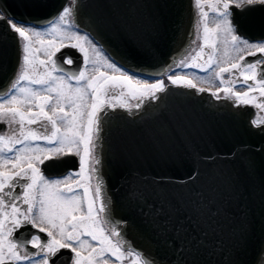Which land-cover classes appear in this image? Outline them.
Returning <instances> with one entry per match:
<instances>
[{"label":"water","instance_id":"obj_1","mask_svg":"<svg viewBox=\"0 0 264 264\" xmlns=\"http://www.w3.org/2000/svg\"><path fill=\"white\" fill-rule=\"evenodd\" d=\"M66 2L0 0L3 83L19 61L6 17L45 23ZM72 18L142 75L173 66L194 35L193 0H77ZM157 97L102 114L106 222L152 264H264V125H253L249 107L207 91L167 85Z\"/></svg>","mask_w":264,"mask_h":264},{"label":"snow or ice","instance_id":"obj_2","mask_svg":"<svg viewBox=\"0 0 264 264\" xmlns=\"http://www.w3.org/2000/svg\"><path fill=\"white\" fill-rule=\"evenodd\" d=\"M203 0H195L196 7L199 9L200 21L203 23L207 20L208 12L204 11L202 6ZM77 0H71L70 6H65L56 18L60 23L68 24L69 17H74L75 7ZM264 5V0H214V3H209L208 7L212 12L215 13L213 23H215V29H209L207 23H204L205 40L207 41L208 33L212 31H224L231 35L234 44H243L246 49H255V51L247 52V55L257 56V53L264 54V43L261 44H250L249 41L241 39L238 35H235L236 27L232 23V13L234 9L245 10L248 7L254 5ZM4 17H0L3 19ZM8 24L11 28L19 34L20 37L24 38L25 41L30 39L29 32L31 29L23 26H18L13 23L11 19H8ZM52 29L57 30V24L52 23ZM32 35H39L32 31ZM69 38H75L77 40H83L92 46L93 51H96L95 46L88 39L87 36L80 37L75 33ZM195 43V41H194ZM58 50V49H57ZM25 53L29 52L28 44L24 45ZM81 51L85 54V65L88 63V50L81 46ZM52 55H49V61L53 62V71L63 72L62 68H59L52 61ZM97 55L99 52L97 51ZM201 55L200 52L196 53V56L192 57L195 60ZM186 59V58H185ZM240 61L245 60V56L239 57ZM33 64V61L29 59V55H24L21 69L17 75V78L12 82L10 88L6 93H0V122H7L10 125L19 123L20 132L19 135L23 139H17L15 134L12 136L0 134V168H4L11 165L12 169H19L18 171H3L0 170V209L10 207L11 212L3 211L2 218H0V264H6L8 262H14L25 260L30 261L31 264H37L35 259L27 252V245L31 244L33 248L39 249L40 258L43 260V264H50V261L57 255L61 249H71L76 254L77 259L75 264H83V261H87L88 264H95L98 257L103 258L104 253L108 252L111 255L116 256L120 259L123 256L121 246L113 245L111 240L104 236L100 239V243L106 244V248H101L99 251L89 244L86 239L82 237L90 236L92 240H98L95 229L86 230L83 233L79 232V228H89L88 222L91 225L97 223V217L94 213L93 200H88L87 203V214L86 215H75L74 213L81 211L80 200L75 195L65 196L56 186L63 183L64 181L54 180L49 181L46 179L37 164H43L45 160L54 158L63 154L65 146L69 147L71 152L72 148L76 149V154L80 157V175L82 179L85 173H87V179L90 181L95 178L97 185L94 193V198L100 200L102 196V180L99 177L98 165L99 159L96 154L98 147V133L100 131V121L102 114L106 112L107 108L115 109L118 105L107 102L101 98V93L105 90V85L110 81L113 86H119L121 82L125 86L129 87L133 93H139L140 98L136 103L135 107L138 109L144 103L145 100H156L158 92H164L167 85L160 80H157L154 84L140 85L137 81L135 85L132 84L131 78L128 76L121 77H107L103 84L97 82L96 77L87 78L85 71L81 70L78 73H71V78L74 79L79 85L75 87V99L73 98V85L69 82L65 84L63 80H59L58 77L52 75L51 72L47 73V78L34 79L29 74V68ZM40 64H45V61L41 60ZM213 60L210 56L208 63L205 66L198 64H188L182 59L177 67H199L202 72L214 71ZM115 67V65H109ZM241 65L239 63H233L230 67H222L218 72H215L216 79L220 80L221 84L225 83L223 73H229V80L231 84L242 83L249 88L248 92L240 93L233 90V87L223 88L224 99L233 100L235 106L249 104L251 101L246 97H249L250 92L253 90V86L249 84V81H254L259 94L264 97V56L258 57L254 62L247 63L244 65V70L240 73L242 81L239 79H232L234 70H239ZM259 69V71H257ZM250 73V74H249ZM67 75V74H65ZM103 76V74H101ZM195 75V74H193ZM59 82L57 83V81ZM168 80L173 85L185 86L190 89H196L197 92H204L207 89L197 88L196 83L192 79H188L187 76L182 75H170ZM27 81L29 85H38L40 87L33 88L30 86H20L22 82ZM55 85V86H53ZM88 89H91V111L87 112V125L83 126V133L79 131L78 120L82 118L83 112L81 111L82 105L77 104L76 100L83 101L85 96L88 95ZM41 92H48L49 95H41ZM221 89L217 88L211 95L216 99H220ZM55 93V96L52 95ZM234 98V99H233ZM68 103L69 107L73 108L71 119L69 120V113L65 111L64 104ZM9 105H15L9 107ZM33 106L39 111H33ZM257 107L264 108V104H258ZM27 107V112L24 108ZM50 108L51 114L45 109ZM119 107L128 108L129 105L120 104ZM41 120H46L51 124V134L38 136L35 131H30L25 134L24 128L26 123L28 125H35ZM58 121L63 124L67 123L69 127L66 132H71L72 135H58L60 132L57 126ZM254 126H260L264 124V121L254 120L252 121ZM93 133L97 135L94 136ZM43 139L48 144L57 145L53 148L43 149L38 145L36 147H19L16 145H26L29 140L36 141ZM83 146V152H80V147ZM44 151L50 152L52 155L44 156L43 159L39 155H33L32 153H41ZM8 153H14V155H7ZM26 162L25 167H21V163ZM89 162L92 167L89 168ZM29 173H31L29 175ZM72 175V174H70ZM67 179V178H66ZM23 183V194H17L13 191L14 188L20 187V182ZM78 188H83L84 197L87 199L90 191V186L84 183H78ZM39 191V199L34 194L35 191ZM69 193L73 192V188L68 187ZM18 202H22L27 205L26 209H21L18 206ZM108 202L103 200L98 210L99 213H104L105 216L108 214ZM68 217H71L68 219ZM12 224V228L5 234L3 229L5 228V222L9 221ZM31 224L33 227H37L39 232L47 233L50 238L46 243L42 242L39 235H33L31 241H18L15 243H7L9 237L12 236V232L20 227ZM113 236H120V233L115 230V226L112 230ZM57 236L60 238L58 239ZM85 248V246L91 247V252L88 256L84 257L78 250ZM7 249V251H5ZM24 249V254L21 255L20 250ZM128 256L133 258L135 264H152L151 261L144 258L143 254L134 252L132 249H128ZM35 255V254H33Z\"/></svg>","mask_w":264,"mask_h":264},{"label":"flooded vegetation","instance_id":"obj_3","mask_svg":"<svg viewBox=\"0 0 264 264\" xmlns=\"http://www.w3.org/2000/svg\"><path fill=\"white\" fill-rule=\"evenodd\" d=\"M71 0H68L65 6H70ZM209 3H214V0H203L202 6L205 12H208L207 20L203 23L200 21L199 9L196 7L195 0H193V6L195 10V32L194 37L191 41V45L182 58L178 59V61L171 67L170 70L166 71L162 75H142L133 73L117 62H115L112 57L105 51V49L84 29L78 27L72 20V17H69V23L63 24L60 23L56 18L59 16V13L56 15L54 19L46 23L34 24L29 22H21L17 21L13 18L7 17L11 19L13 23H16L18 26H23L25 28L31 29L29 32L30 39L25 41L24 38L20 37L18 33L16 36L19 41V61L14 73L13 78L9 82H2L1 79V65H0V93H6L10 88L12 82L17 78V75L21 69V65L23 63L24 55H29V59L33 61V64L29 68V74L34 79L47 78V73L51 72L53 76L58 77L59 80H63L65 84L71 83L73 85V98L75 99V87H78L76 81L71 78V73H78L81 70L85 71L87 78L96 77L97 82L103 84L107 77H121L128 76L131 78L132 84L135 85L137 81L140 82V85L144 84H154L157 80L163 81L166 85H172L168 80L170 75H182L187 76L188 79H192L194 83H196L197 88H205L208 92H215L217 88L221 89L219 93L221 98L224 97L223 88L233 87L231 81L229 80V73H223V78L225 80L224 84L220 83V80L216 79L215 72H218L222 67H230L233 63H239L241 68L239 70H234V74L232 79H239L242 81V76L240 73L244 70V65L247 63L254 62L258 57L264 56V54L257 53V56L247 55L249 51H255V49H246L243 44L236 43L234 44L231 38V35L224 31H212L208 33L207 41L205 40L204 33V23H207L209 29H215L216 25L213 23V19L215 17V13L210 10L208 7ZM3 16L2 10L0 8V17ZM144 16V15H143ZM232 23L236 27L235 35H238L241 39L249 41L250 44H261L264 43V5H254L246 8L245 10L234 9L232 13ZM55 22L57 24V30L52 29V23ZM11 27V26H10ZM32 31L39 33V35H32ZM75 33L80 37L87 36L88 39L92 42V45L95 46L96 51H93L91 45L83 40H77L75 38H69L72 34ZM195 41V43H194ZM28 44L29 52L25 53L24 45ZM81 46L88 50V63L85 65V54L81 51ZM58 49V50H57ZM97 51L99 55H97ZM200 52L201 55L197 57L195 60L192 57L196 56V53ZM52 55V61H54L55 65L59 68L63 69V72L53 71L54 64L49 61V55ZM241 55L245 56L244 61H240L239 57ZM212 57L214 62L213 68L214 71L211 72H202L199 67H177V64L183 59L185 63L188 64H198L200 66H205L208 63L209 57ZM186 58V59H185ZM45 61V64H40V61ZM109 65H115V67H110ZM259 71V69L257 70ZM67 74V75H65ZM103 74V76L101 75ZM195 74V75H193ZM250 74V73H249ZM57 81V83L59 82ZM249 84L253 86V90L250 92L249 97H246L251 102L246 105L249 107L251 111V121L261 120L264 121V108L257 107L258 104H264V97H261L257 86L254 81H249ZM20 86H30L33 88H38V85H29L27 81L22 82ZM55 86V85H53ZM126 88V90H125ZM234 91L244 93L248 92L249 88L242 83H236L233 87ZM91 89H88V95L85 96L83 101L76 100L77 104H81V111L83 112L82 118L78 120L79 131L83 133V126L87 125V112L91 111V104L93 103L91 99ZM41 95H49L48 92H41ZM55 96V93H52ZM101 98L107 102L117 104L119 107L120 104H127L131 107H135L138 99L140 98L139 93H133L129 87L125 86L123 82L119 84V86L114 87L113 83L110 81L105 85V90L101 93ZM234 99V98H233ZM233 101V100H232ZM15 105H9V107H14ZM65 111L69 113V120L71 119V115L73 113V108L68 106V103L64 104ZM113 109V108H107ZM33 111H39V109L33 106ZM46 111L51 114V109L47 108ZM24 111L27 112V107L24 108ZM264 124H261L262 126ZM57 126L60 129L58 135H68L71 136V132H66V129L69 127L67 123L61 124L58 121ZM25 134L30 131H35L38 136L50 135L51 134V124L46 120H41L39 123L35 125H28L26 123L24 128ZM19 123L14 125H10L7 122H0V134L12 136L15 134L17 139H23L20 135ZM96 136V133H93ZM39 146L43 149L53 148L57 145L48 144L43 139L32 141L29 140L26 142V145H16L19 147H36ZM80 152H83V146L80 147ZM33 155H39L41 159L44 156L52 155L48 151H44L41 153H32ZM97 154V153H96ZM3 155V154H0ZM7 155H14V153H8ZM0 164H3V161H0ZM26 162L21 163V167H25ZM40 168L42 175L48 179L49 181L60 180L64 181L63 183L56 186V189L59 190L65 196L75 195L81 203V211L74 213L75 215H86L87 214V203L88 200H93L94 203V215L97 217V223L95 225H90L89 228H79L78 231L83 233L86 230L95 229L98 240H92L90 236L82 237L86 239L90 245L95 247L98 251L101 248H106V244L100 243V239H103L104 236L108 237L111 240L113 245L121 246V251L123 256L120 259H117L116 256L111 255L108 252L104 253V257H98L95 261V264H135L133 258L129 257L128 247L125 246L120 240L118 236L112 235L113 228L108 225L106 222L103 213H99L98 210L100 208V200H96L94 198V193L97 185V180L95 178L90 181L87 179V173H85L84 178L80 175H77L80 172V157L76 154V149L73 147L71 152L69 151V147L65 146L63 150V154L56 156L54 158L45 160L43 164H37ZM89 168L92 167L91 162L88 165ZM3 171H18L19 169H12L11 165L4 168H0ZM31 173H29L30 175ZM72 174V175H70ZM67 178V179H66ZM27 181L20 182V187L14 188L13 191L22 196L23 194V183ZM78 183H84L90 186V191L88 193L87 199L84 197L83 188H78ZM68 187L73 188V192L69 193L67 191ZM39 199V191H35L34 193ZM18 206L21 209H26L27 205H24L22 202H18ZM7 211L11 212L10 207H5L0 209V218H2V212ZM71 217H68L70 219ZM9 226L8 230L12 228V224L9 221L5 222V228ZM3 229V232L6 234L8 230ZM33 235H39L42 242H47L50 238L47 236V233L39 232L37 227H33L31 224L25 225L23 227L17 228L12 232V236L9 237L7 243H15L18 241H31ZM59 239L60 237L57 236ZM78 250L81 252V255L86 257L91 252V247L85 246V248L80 249L78 245H76ZM7 251V249H5ZM134 251V250H133ZM21 255L24 254V249L20 250ZM27 252L37 261V264H43V260L40 258L39 249L33 248L31 244L27 245ZM136 252V251H134ZM35 254V255H33ZM77 259L76 254L71 251V249H61L57 255L50 261V264H75V260ZM6 264H13V262L6 261ZM14 264H31L30 261L20 260L15 261ZM83 264H88L85 260Z\"/></svg>","mask_w":264,"mask_h":264},{"label":"rangeland","instance_id":"obj_4","mask_svg":"<svg viewBox=\"0 0 264 264\" xmlns=\"http://www.w3.org/2000/svg\"><path fill=\"white\" fill-rule=\"evenodd\" d=\"M125 90H126V88H125ZM8 228H9V226H6L5 230H8Z\"/></svg>","mask_w":264,"mask_h":264}]
</instances>
